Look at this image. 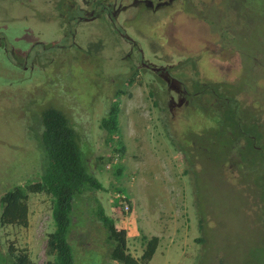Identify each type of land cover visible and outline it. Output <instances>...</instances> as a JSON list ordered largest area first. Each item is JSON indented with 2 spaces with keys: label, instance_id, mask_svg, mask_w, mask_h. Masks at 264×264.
I'll use <instances>...</instances> for the list:
<instances>
[{
  "label": "rangeland",
  "instance_id": "374dc122",
  "mask_svg": "<svg viewBox=\"0 0 264 264\" xmlns=\"http://www.w3.org/2000/svg\"><path fill=\"white\" fill-rule=\"evenodd\" d=\"M58 1L0 0L1 42L15 47L18 59L32 51L57 54L55 61L26 69L0 48V199L40 178L41 111L54 107L77 129L105 188L87 189L75 200L68 235L74 264H120L109 257L112 244L95 214L98 202L127 231L133 256L143 254V235L159 237L148 264H264V152L250 157L240 137L227 129L222 134L224 114L216 110L233 96L234 85L240 115L261 92L264 0L139 2L126 9L121 31L109 19L82 25L78 49L69 54L66 47L50 52L75 23L69 25V11L62 16ZM133 49L147 63L181 74L182 82L166 81L164 92L161 74L128 60ZM152 87L161 91L159 106ZM114 102L120 106L123 158L101 126ZM249 160L254 164L246 172ZM29 209L27 227L0 223V252L26 249L45 264L55 228L50 196L31 194Z\"/></svg>",
  "mask_w": 264,
  "mask_h": 264
},
{
  "label": "trees",
  "instance_id": "16d2710c",
  "mask_svg": "<svg viewBox=\"0 0 264 264\" xmlns=\"http://www.w3.org/2000/svg\"><path fill=\"white\" fill-rule=\"evenodd\" d=\"M136 72L133 73L134 79ZM162 83V82H161ZM164 91V89H163ZM121 92V91H119ZM152 96L156 106L162 100L161 91L152 87ZM223 111L222 132L228 128L231 115ZM43 128L39 144L44 153L45 165L39 179L19 184L5 192L0 199V223L4 226L29 225V198L34 193H46L52 201L54 231L50 234L52 246L49 248L50 259L45 264H74L75 254L68 238L72 226V213L75 200L85 190H104L99 178L92 172L86 157L85 147L81 144L80 134L69 117L54 107H45L41 111ZM227 123V128H226ZM101 126L108 133V140L113 144V151L123 158L126 145L121 134L120 106L114 102L101 121ZM84 153H83V151ZM119 166L117 174H121ZM124 193L125 189L118 188ZM95 214L106 228L108 242L112 244L109 257L120 264H148L156 254L159 237L143 235L144 250L140 258L133 256L128 249V236L125 229H118L115 221L98 202ZM0 264H37L26 251L10 246L8 253L0 252Z\"/></svg>",
  "mask_w": 264,
  "mask_h": 264
},
{
  "label": "flooded vegetation",
  "instance_id": "af4514ba",
  "mask_svg": "<svg viewBox=\"0 0 264 264\" xmlns=\"http://www.w3.org/2000/svg\"><path fill=\"white\" fill-rule=\"evenodd\" d=\"M145 1L152 6H156L160 4L169 3L174 0H81V2L80 1L78 2V0H59L58 3H59V8H61L62 11V16L67 17V13H65V11H69L70 13L69 18L67 17L69 21L68 22L69 25L72 20H75V23L74 24L71 23L72 28L69 29L71 33H65L64 25L62 23L61 28L64 30L62 43L55 42L56 45L52 46L55 47V50L50 52H56L58 50L65 49V47L67 48V52L68 51L70 52L69 49L71 48L78 49V45L76 43V32L77 30L78 31L80 30L82 25L91 26V24H100L104 19H109V21L112 23L113 27L115 28L114 30L117 31L123 30L124 29L123 25L120 26L119 23L120 20L124 18L126 9H129V7L139 2H145ZM181 1H184L186 4H188L189 2V0H181ZM74 12L76 13V15L71 16V13ZM123 37L127 41L136 44V41L131 37H129L128 35L123 34ZM2 39L5 38L0 34V48L2 46V52L5 55L6 54L9 55V53H12V56L14 57L13 61L14 60L17 61V66L19 64V66L21 65L22 68L28 69L29 64L30 66L34 64L42 65L47 60L55 61L57 59L56 53L50 54L48 52L41 53V52H33V51L30 52V54L24 53V55L20 57L21 59H18L17 49L12 46L7 47L6 42L4 43L1 42ZM133 51H135L134 56L130 57L128 60L132 58L133 59L132 62L136 63V66L138 68L144 67L156 74H161L162 76L157 75V77L158 80L162 82L161 84H162V89H164V92L166 91L168 92V84L166 83V81L172 82L174 80L180 83L182 82V79L180 78L182 77V75L181 74L177 75L176 73H174L175 74L174 75L171 72L172 70L169 68V66L149 64L146 62L145 58L142 57V55L140 56L136 52V50L133 49ZM136 53L138 54V56L136 55ZM259 66H263V65H259ZM157 68H159V70H156ZM185 75L186 74H184V76ZM258 79H259L258 82L263 83V85H259L261 92L259 93L258 96L254 97L251 105L245 108L246 110L243 111V115L239 114V112H241L242 110L238 108L239 103L235 98V96L237 95L236 93H234L236 90L235 89L236 85H234V87L232 86L230 89L233 96L231 95L225 96L226 102L224 103V106L220 104L216 109V110H220V112L221 111L223 112L226 109L229 111L231 115V119L229 121L227 131L229 133H232L233 138L235 136H238L241 138V140L245 142V148L247 147L251 151L250 157H252V155L256 156L264 152L263 149L264 143L262 140V138L264 139V102H262L264 101V79L263 78H258ZM196 93L194 94L197 95ZM224 125L225 123L222 122V125L220 127L222 134H224L222 132V127H224ZM242 125H245V127L242 128ZM247 125H250V127H248ZM251 127L252 129H250ZM255 128H258L259 130L256 132V134H253L252 132ZM246 129H248V131H246ZM258 140H260L259 145L257 143ZM255 150L257 151V153L253 154V151ZM247 163L249 164V168L244 169L246 172H248L250 168H253L252 165L254 164V161L249 160ZM261 170H264V168H261Z\"/></svg>",
  "mask_w": 264,
  "mask_h": 264
},
{
  "label": "built area",
  "instance_id": "2783aa9c",
  "mask_svg": "<svg viewBox=\"0 0 264 264\" xmlns=\"http://www.w3.org/2000/svg\"><path fill=\"white\" fill-rule=\"evenodd\" d=\"M125 206H126V207H125V209H126V210H128V209H129V206H128V204H126Z\"/></svg>",
  "mask_w": 264,
  "mask_h": 264
},
{
  "label": "water",
  "instance_id": "95a60500",
  "mask_svg": "<svg viewBox=\"0 0 264 264\" xmlns=\"http://www.w3.org/2000/svg\"><path fill=\"white\" fill-rule=\"evenodd\" d=\"M156 70H159V68H157Z\"/></svg>",
  "mask_w": 264,
  "mask_h": 264
}]
</instances>
